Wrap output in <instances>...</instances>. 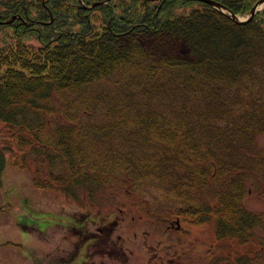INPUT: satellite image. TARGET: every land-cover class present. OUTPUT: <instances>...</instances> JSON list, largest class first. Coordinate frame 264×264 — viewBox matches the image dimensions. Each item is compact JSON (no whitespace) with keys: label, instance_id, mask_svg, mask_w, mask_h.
Instances as JSON below:
<instances>
[{"label":"trees","instance_id":"1","mask_svg":"<svg viewBox=\"0 0 264 264\" xmlns=\"http://www.w3.org/2000/svg\"><path fill=\"white\" fill-rule=\"evenodd\" d=\"M0 20V186L10 152L81 207L213 222L224 264H264V9L0 0Z\"/></svg>","mask_w":264,"mask_h":264},{"label":"rangeland","instance_id":"2","mask_svg":"<svg viewBox=\"0 0 264 264\" xmlns=\"http://www.w3.org/2000/svg\"><path fill=\"white\" fill-rule=\"evenodd\" d=\"M4 127L0 119V146ZM6 156L0 186V208L5 206L0 209V264H109L111 258L103 249L108 244L116 252L124 250L118 259L122 264H224V256H218L216 250L213 222L188 226L191 235L183 237L186 230L178 235L158 220L133 211L132 218L137 215L138 221L124 219L119 227L108 229L105 220L93 224L100 218L97 209L81 207L57 191L36 187L32 173L14 165L10 152ZM104 218L112 219L109 215ZM129 223L134 224L131 230L127 229ZM80 228L87 240L69 255L71 240ZM93 233L102 234L100 241L89 242Z\"/></svg>","mask_w":264,"mask_h":264},{"label":"water","instance_id":"3","mask_svg":"<svg viewBox=\"0 0 264 264\" xmlns=\"http://www.w3.org/2000/svg\"><path fill=\"white\" fill-rule=\"evenodd\" d=\"M198 1H204L214 7H216L217 9H219L221 12H229V16L231 19H233L236 22H248L251 21L254 17V15L260 10V8L262 7V5L264 4V0H260L250 11V15L246 18H242L238 15H236L235 13H233L232 11H230L226 6H224L222 3H219L215 0H198Z\"/></svg>","mask_w":264,"mask_h":264},{"label":"flooded vegetation","instance_id":"4","mask_svg":"<svg viewBox=\"0 0 264 264\" xmlns=\"http://www.w3.org/2000/svg\"><path fill=\"white\" fill-rule=\"evenodd\" d=\"M111 216H114V213H111L110 214V217ZM110 224H107L106 226H107V228L108 229H112L110 226H109ZM170 226V228L171 227H176L174 224H172L171 223V225H169ZM100 231H101V229H99ZM103 230H104V228H103ZM95 232V231H94ZM100 236H102V234L101 233H93L92 234V236L90 237V241L92 242V243H96V242H98V241H100ZM82 243H83V241H82ZM104 250H105V252L107 253V255L109 256V258H111V262H109V264L111 263V264H116L115 263V261H117L118 263L117 264H122L121 262H119V258L121 257V256H124V250L123 249H120V250H118L117 252H116V249H115V247H114V245L112 246V245H110V244H108V246H106V247H104L103 248ZM124 260H127V258L125 257V259Z\"/></svg>","mask_w":264,"mask_h":264}]
</instances>
